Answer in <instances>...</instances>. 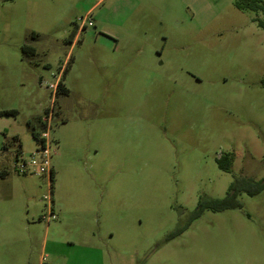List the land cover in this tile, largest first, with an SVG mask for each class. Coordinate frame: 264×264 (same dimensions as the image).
<instances>
[{
    "label": "rangeland",
    "instance_id": "obj_1",
    "mask_svg": "<svg viewBox=\"0 0 264 264\" xmlns=\"http://www.w3.org/2000/svg\"><path fill=\"white\" fill-rule=\"evenodd\" d=\"M97 1L0 0V111H16L0 117V173L10 170L0 264H39L46 230L50 241L89 240L93 263L102 250L107 264H264V190L240 192L241 208L205 209L167 239L200 201L264 177L263 12L238 6L247 0H100L91 10ZM56 81L69 92L56 90L52 161L71 220L33 226L48 177L12 164L20 145L38 147L28 123L40 130ZM228 153L231 171L218 165Z\"/></svg>",
    "mask_w": 264,
    "mask_h": 264
},
{
    "label": "crops",
    "instance_id": "obj_2",
    "mask_svg": "<svg viewBox=\"0 0 264 264\" xmlns=\"http://www.w3.org/2000/svg\"><path fill=\"white\" fill-rule=\"evenodd\" d=\"M100 0H98L92 7L94 8ZM57 113V111H56ZM43 114L38 115V117H42ZM57 145H58V141L56 140ZM53 172H54V191H53V199H54V208L55 211L58 213L59 215V220L57 221L58 223L56 224V227H62L64 226L67 222L69 223L71 220L70 217V210L66 208V204L60 200H58V194H57V188H56V179H57V175H58V169L56 164L53 162ZM27 176L29 179H33L31 178V175H25ZM33 177H39L37 176H33ZM41 177V176H40ZM42 177H45V175H43ZM48 177V176H46ZM10 178V170L6 167H3L1 169V173H0V181L2 179H7ZM41 180V179H40ZM41 181L37 180L35 181V186L41 187ZM49 178H48V185H49ZM38 188H36L34 191H36ZM49 188V187H48ZM41 189H44V187L42 186ZM31 196L34 197V200L36 201V197L34 196V193L31 194ZM62 198V197H61ZM38 203V202H37ZM82 214H81V219L83 220L84 218L88 217L87 215L84 216L85 214H87V211L85 209H82ZM35 215H32L30 213L29 215V219L30 224L33 226L36 225H40V222H43L44 220L42 219L43 215L45 213H41L40 211L38 213H35ZM49 223H47L48 225ZM20 240V239H19ZM91 242L89 240H87L86 238H84V240L82 242L79 241H75V240H70V241H65V239H62L61 237H59V234L55 235V237L52 239V241H50L49 239V230H46V233L44 235V240H43V245H42V251L40 254V262L39 264H107L106 260L107 257L105 255L104 252H102L101 248L99 247V250H101V262H96L93 263L92 262V252L91 249L92 246L90 244ZM74 245H79L78 250H73V247H69V246H74ZM67 247H69L67 249ZM46 257H48L50 259V261H48L46 263L45 259Z\"/></svg>",
    "mask_w": 264,
    "mask_h": 264
},
{
    "label": "trees",
    "instance_id": "obj_3",
    "mask_svg": "<svg viewBox=\"0 0 264 264\" xmlns=\"http://www.w3.org/2000/svg\"><path fill=\"white\" fill-rule=\"evenodd\" d=\"M238 6L241 8H250L257 12L261 11L264 14V1L263 0L239 1ZM258 24L259 26L264 28V17L258 19ZM76 34H77V31L74 32L73 37ZM59 90L64 93L69 92L67 85L63 81H60ZM15 112H16L15 110L0 111V117L4 115H11L12 113H15ZM37 122H38V125L40 126V130H38L37 126L34 125L31 121L28 123L31 133L36 140L39 138V134L41 133V130L45 127V124L42 122V117H38ZM15 139L18 140L19 137H16ZM21 149L22 147L20 145L18 151H20ZM233 161L234 159H233L232 154H229V153L224 154L218 159V165L223 170L231 171L232 166H233ZM51 179H52V188H53L54 187V172H52ZM231 189L232 191L225 198L214 199L210 201H200L197 208L191 213L188 223L179 226L174 231L169 233V235L167 236V239L170 240L182 234L188 228L191 222L194 221L196 218H198L204 212L205 209H212L214 211H219V210H224V209H229V208H238V207L241 208L243 206V203L238 199V194L242 191L247 192L249 195H255V194L260 193L261 191L264 190V177L260 181H256L252 178H238L232 184Z\"/></svg>",
    "mask_w": 264,
    "mask_h": 264
},
{
    "label": "built area",
    "instance_id": "obj_4",
    "mask_svg": "<svg viewBox=\"0 0 264 264\" xmlns=\"http://www.w3.org/2000/svg\"><path fill=\"white\" fill-rule=\"evenodd\" d=\"M86 20V18H85ZM57 81L52 83L50 87L53 89V98L50 106L45 110L42 115V122L45 127L41 130L39 138L37 139L38 147L26 154L22 149L16 152L15 160L13 161L12 168L21 175H47L49 178V192L44 195L46 200L47 212L43 215L42 219L50 223L53 220H58L59 215L54 208L53 188L51 175L53 172V156L57 151V146L51 137V129L53 125V118L56 113L55 109V96L56 90H59Z\"/></svg>",
    "mask_w": 264,
    "mask_h": 264
}]
</instances>
